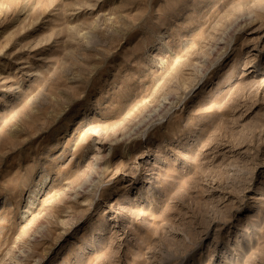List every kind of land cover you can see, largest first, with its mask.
Segmentation results:
<instances>
[{"label":"rangeland","instance_id":"rangeland-1","mask_svg":"<svg viewBox=\"0 0 264 264\" xmlns=\"http://www.w3.org/2000/svg\"><path fill=\"white\" fill-rule=\"evenodd\" d=\"M0 264H264V0H0Z\"/></svg>","mask_w":264,"mask_h":264},{"label":"bare ground","instance_id":"bare-ground-1","mask_svg":"<svg viewBox=\"0 0 264 264\" xmlns=\"http://www.w3.org/2000/svg\"><path fill=\"white\" fill-rule=\"evenodd\" d=\"M217 46V45H216Z\"/></svg>","mask_w":264,"mask_h":264}]
</instances>
